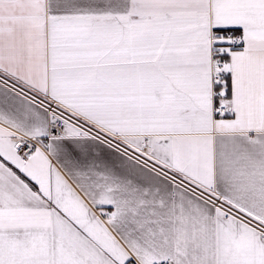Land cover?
<instances>
[{"label": "snow or ice", "instance_id": "1", "mask_svg": "<svg viewBox=\"0 0 264 264\" xmlns=\"http://www.w3.org/2000/svg\"><path fill=\"white\" fill-rule=\"evenodd\" d=\"M0 264H264V0H0Z\"/></svg>", "mask_w": 264, "mask_h": 264}]
</instances>
